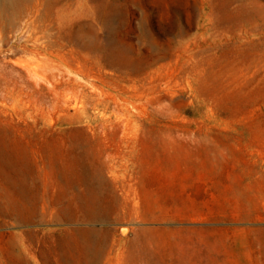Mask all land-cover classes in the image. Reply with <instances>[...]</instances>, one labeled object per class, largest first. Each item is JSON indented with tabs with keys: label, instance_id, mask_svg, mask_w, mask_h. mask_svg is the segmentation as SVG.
I'll list each match as a JSON object with an SVG mask.
<instances>
[{
	"label": "rangeland",
	"instance_id": "1",
	"mask_svg": "<svg viewBox=\"0 0 264 264\" xmlns=\"http://www.w3.org/2000/svg\"><path fill=\"white\" fill-rule=\"evenodd\" d=\"M2 6L0 264H264V0Z\"/></svg>",
	"mask_w": 264,
	"mask_h": 264
},
{
	"label": "bare ground",
	"instance_id": "2",
	"mask_svg": "<svg viewBox=\"0 0 264 264\" xmlns=\"http://www.w3.org/2000/svg\"><path fill=\"white\" fill-rule=\"evenodd\" d=\"M18 1H28V0H1V4L3 5L2 8L6 9L9 7H13L16 5V2ZM90 221H95V216H91L90 217ZM25 225H34L36 224L37 222H23ZM71 224H75L77 222H70ZM69 224V223H68ZM76 232L77 234H82L84 233L85 234H91L92 236H89L90 238V241H97L96 240V230H93V229H71V228H67L66 229V232H67V236H69L70 234H74V232ZM128 230L126 229L125 232H127ZM29 234L32 233V231H28ZM86 238H88V235L86 236ZM61 243L62 245H65V244H68V241L65 240V238H62L61 240ZM97 250L94 249L96 251L93 252V248L88 244L86 245V256L88 258V260L91 259V263L90 264H102L105 262V259L107 258L108 254H109V250L106 249V247L104 246V242H97ZM26 251V250H25ZM106 263V262H105Z\"/></svg>",
	"mask_w": 264,
	"mask_h": 264
},
{
	"label": "crops",
	"instance_id": "3",
	"mask_svg": "<svg viewBox=\"0 0 264 264\" xmlns=\"http://www.w3.org/2000/svg\"><path fill=\"white\" fill-rule=\"evenodd\" d=\"M206 259L204 261H197L191 264H256L255 252H241V251H229L223 250L218 252L208 253L207 256H199V259ZM178 263V259H175V264Z\"/></svg>",
	"mask_w": 264,
	"mask_h": 264
}]
</instances>
